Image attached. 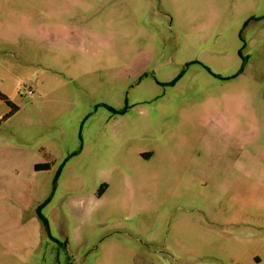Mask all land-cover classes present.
<instances>
[{"label": "rangeland", "instance_id": "obj_1", "mask_svg": "<svg viewBox=\"0 0 264 264\" xmlns=\"http://www.w3.org/2000/svg\"><path fill=\"white\" fill-rule=\"evenodd\" d=\"M0 93V264H264V0H0Z\"/></svg>", "mask_w": 264, "mask_h": 264}, {"label": "trees", "instance_id": "obj_2", "mask_svg": "<svg viewBox=\"0 0 264 264\" xmlns=\"http://www.w3.org/2000/svg\"><path fill=\"white\" fill-rule=\"evenodd\" d=\"M0 99H1V100H4L9 106H11L13 112H16L17 108H15V107L11 104V102L6 98V96L3 95L2 93H0Z\"/></svg>", "mask_w": 264, "mask_h": 264}, {"label": "built area", "instance_id": "obj_3", "mask_svg": "<svg viewBox=\"0 0 264 264\" xmlns=\"http://www.w3.org/2000/svg\"><path fill=\"white\" fill-rule=\"evenodd\" d=\"M34 92L32 89H26L24 92H21V95H33Z\"/></svg>", "mask_w": 264, "mask_h": 264}]
</instances>
